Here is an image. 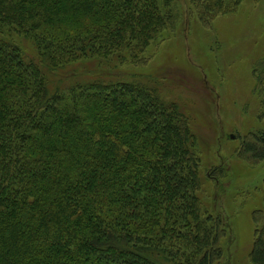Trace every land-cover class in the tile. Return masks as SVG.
<instances>
[{
    "label": "trees",
    "instance_id": "1",
    "mask_svg": "<svg viewBox=\"0 0 264 264\" xmlns=\"http://www.w3.org/2000/svg\"><path fill=\"white\" fill-rule=\"evenodd\" d=\"M171 0H0V264H215L227 224L207 215L195 137L141 80L94 78L48 92L42 65L142 64ZM241 0L194 1L198 19ZM29 39L36 58L3 37ZM264 63L256 78L264 111ZM264 159V134L242 146ZM251 264H264V208Z\"/></svg>",
    "mask_w": 264,
    "mask_h": 264
},
{
    "label": "rangeland",
    "instance_id": "2",
    "mask_svg": "<svg viewBox=\"0 0 264 264\" xmlns=\"http://www.w3.org/2000/svg\"><path fill=\"white\" fill-rule=\"evenodd\" d=\"M194 1L171 0L169 25L151 42L142 64L88 59L58 69L40 65L49 93L94 78L137 79L154 85L188 119L195 137L203 210L227 224L215 264H251L254 211L264 208V159L246 158L243 143L264 134L262 94L256 78L264 63V0H241L237 9L203 23ZM3 37L38 57L32 42ZM264 66V65H263Z\"/></svg>",
    "mask_w": 264,
    "mask_h": 264
}]
</instances>
